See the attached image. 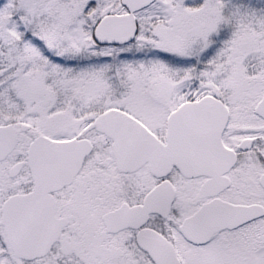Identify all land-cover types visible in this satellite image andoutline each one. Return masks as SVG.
Listing matches in <instances>:
<instances>
[{
  "label": "snow or ice",
  "instance_id": "1",
  "mask_svg": "<svg viewBox=\"0 0 264 264\" xmlns=\"http://www.w3.org/2000/svg\"><path fill=\"white\" fill-rule=\"evenodd\" d=\"M0 264H264V0H0Z\"/></svg>",
  "mask_w": 264,
  "mask_h": 264
}]
</instances>
